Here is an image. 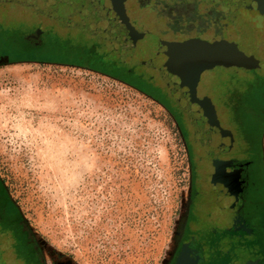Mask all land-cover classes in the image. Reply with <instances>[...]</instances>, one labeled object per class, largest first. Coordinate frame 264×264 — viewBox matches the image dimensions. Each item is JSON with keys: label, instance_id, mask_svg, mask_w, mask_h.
Segmentation results:
<instances>
[{"label": "rangeland", "instance_id": "rangeland-1", "mask_svg": "<svg viewBox=\"0 0 264 264\" xmlns=\"http://www.w3.org/2000/svg\"><path fill=\"white\" fill-rule=\"evenodd\" d=\"M107 2L124 22L139 17L174 35L226 32L228 71L248 54L233 41L247 0ZM193 146L184 105L127 72L0 65V179L45 264H168L189 210Z\"/></svg>", "mask_w": 264, "mask_h": 264}, {"label": "flooded vegetation", "instance_id": "flooded-vegetation-1", "mask_svg": "<svg viewBox=\"0 0 264 264\" xmlns=\"http://www.w3.org/2000/svg\"><path fill=\"white\" fill-rule=\"evenodd\" d=\"M116 13L108 11L107 0H0V65L113 68L181 102L194 139L193 180L168 264H264V0H248V27L240 23V37H233L248 54L234 59L231 71L220 54L228 34L217 27L212 37L179 36L169 32L171 26L131 15L124 22ZM92 18L110 25L102 37ZM193 67L201 70L197 86ZM197 103L213 126L212 138L195 135L188 109ZM0 264H45L1 179Z\"/></svg>", "mask_w": 264, "mask_h": 264}, {"label": "water", "instance_id": "water-1", "mask_svg": "<svg viewBox=\"0 0 264 264\" xmlns=\"http://www.w3.org/2000/svg\"><path fill=\"white\" fill-rule=\"evenodd\" d=\"M247 2H248V0H247ZM88 19H91V17L89 16ZM93 20L96 23H98L97 29H96L97 34H99V36L102 37V33L107 28H109L110 25L104 24L103 22H101L99 20L97 21L96 19H93ZM38 32H40V30H38ZM180 63H184L183 60H180ZM171 71L172 70H170V72ZM177 71H180V69H178ZM189 71L194 75V77L192 79V83L195 86H197L199 81H200L201 70L196 68V67H193V68H190ZM176 73H179V72H176ZM188 115H189L191 123L193 124V126L195 128L196 137H201L202 139H209V138H212L214 136L213 126L209 122L208 118L202 113L201 106L199 103L192 105L188 109ZM177 264H185V261L183 259H181V260H179V262Z\"/></svg>", "mask_w": 264, "mask_h": 264}, {"label": "trees", "instance_id": "trees-1", "mask_svg": "<svg viewBox=\"0 0 264 264\" xmlns=\"http://www.w3.org/2000/svg\"><path fill=\"white\" fill-rule=\"evenodd\" d=\"M101 64V63H100ZM85 65V64H84ZM102 65V64H101ZM92 68H94V67H92ZM95 68H101V66H98V67H95ZM101 69H103V68H101ZM105 70V69H104ZM113 70V68L112 69H109V70H106V71H109V72H112L113 74H115V72H113L112 71ZM128 74V73H127ZM115 75H117V74H115ZM119 76V75H118ZM130 76V75H129ZM132 78V77H131ZM133 80V79H132ZM143 84H146L145 82L143 83ZM148 85H151V84H149L148 83Z\"/></svg>", "mask_w": 264, "mask_h": 264}]
</instances>
